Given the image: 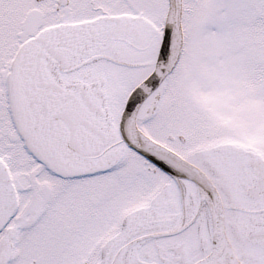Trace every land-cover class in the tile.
Instances as JSON below:
<instances>
[{"label":"snow or ice","instance_id":"obj_1","mask_svg":"<svg viewBox=\"0 0 264 264\" xmlns=\"http://www.w3.org/2000/svg\"><path fill=\"white\" fill-rule=\"evenodd\" d=\"M0 264H264V0H0Z\"/></svg>","mask_w":264,"mask_h":264}]
</instances>
